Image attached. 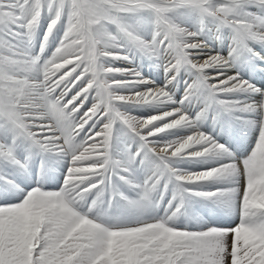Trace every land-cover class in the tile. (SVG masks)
Instances as JSON below:
<instances>
[{
	"label": "snow or ice",
	"instance_id": "snow-or-ice-1",
	"mask_svg": "<svg viewBox=\"0 0 264 264\" xmlns=\"http://www.w3.org/2000/svg\"><path fill=\"white\" fill-rule=\"evenodd\" d=\"M256 67L264 0H0V264H264Z\"/></svg>",
	"mask_w": 264,
	"mask_h": 264
},
{
	"label": "rangeland",
	"instance_id": "rangeland-1",
	"mask_svg": "<svg viewBox=\"0 0 264 264\" xmlns=\"http://www.w3.org/2000/svg\"><path fill=\"white\" fill-rule=\"evenodd\" d=\"M226 44H227V41H225V45H226ZM148 62H149V61H146V60L138 61V63H139L140 65H141L142 63L148 64ZM144 67H146V66L141 65V68H142L143 72L145 73V75L148 74V72H149V73L152 74V75H151V78H154V75H156V77L160 79V74H159V71H158L159 69H157V68H155L154 66H152V70H151V69L148 70L147 67H146V68H144ZM143 68H144V69H143ZM262 68H264V67H261L260 69H262ZM145 69H146V70H145ZM257 70H258V69H257ZM153 71H155L154 75H153ZM146 72H147V73H146ZM250 72H253V69H252L251 71H249V72L246 71L245 74H246V73H248V74H252V73H250ZM257 72H258V71H257ZM254 75H257V73H254ZM149 77H150V76H149ZM155 79H156V78H155ZM159 79H158V81H159ZM246 79H253V75H251L250 78L247 77ZM252 82H253V81H252ZM255 83H256V82H255ZM255 83H254V84H255ZM143 111H145V110H144V109H140V110H138V114H139V112H143Z\"/></svg>",
	"mask_w": 264,
	"mask_h": 264
},
{
	"label": "bare ground",
	"instance_id": "bare-ground-1",
	"mask_svg": "<svg viewBox=\"0 0 264 264\" xmlns=\"http://www.w3.org/2000/svg\"><path fill=\"white\" fill-rule=\"evenodd\" d=\"M144 68H146V67H144ZM143 68V69H144ZM261 67H256V69H258V71H260V75L258 74L257 75V78H256V85H257V87H264V68H262V69H260ZM146 70V69H145ZM252 69L250 68V69H246L245 71H251ZM147 73V72H146ZM148 77L150 76V78H151V73H149L148 72V74H146Z\"/></svg>",
	"mask_w": 264,
	"mask_h": 264
}]
</instances>
